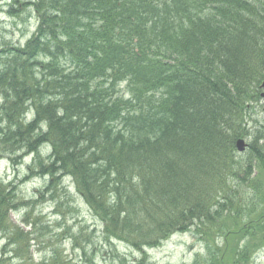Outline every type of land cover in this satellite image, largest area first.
Listing matches in <instances>:
<instances>
[{
	"label": "trees",
	"instance_id": "trees-1",
	"mask_svg": "<svg viewBox=\"0 0 264 264\" xmlns=\"http://www.w3.org/2000/svg\"><path fill=\"white\" fill-rule=\"evenodd\" d=\"M30 4L34 34L0 46V158L33 154L48 191L70 179L107 245L144 254L188 232L204 264H252L264 252V124L248 126L264 0H13L8 13ZM23 203L0 185V264L25 262L9 217Z\"/></svg>",
	"mask_w": 264,
	"mask_h": 264
},
{
	"label": "rangeland",
	"instance_id": "rangeland-1",
	"mask_svg": "<svg viewBox=\"0 0 264 264\" xmlns=\"http://www.w3.org/2000/svg\"><path fill=\"white\" fill-rule=\"evenodd\" d=\"M35 29L34 18L20 23L0 13V46L3 43L15 47L24 45ZM262 91L264 92V89ZM252 113L249 130H259L264 124V98L257 103ZM263 136L264 134L261 133L256 141L258 146L264 149ZM243 140L248 146L243 154L237 153L238 156L251 152L252 138ZM30 167L33 171H29ZM38 172L31 155H22L17 165L0 158V185L11 184L12 188L16 189L17 197L21 202H25L23 205L27 208L26 213L23 210L10 214L12 225L16 224L20 231L22 230L29 245L23 264L205 263L206 253L203 244L188 232L175 233L160 246L144 250V254L125 249L120 244H115V247L107 245L103 240L99 221L93 217L71 180L60 178L61 181L57 182L55 192L48 191L49 178ZM25 220L30 222L26 221L27 224H24ZM5 240L6 237L0 235V256ZM253 258L252 264H264V252L257 253ZM16 260L8 261L7 264H19L20 262Z\"/></svg>",
	"mask_w": 264,
	"mask_h": 264
},
{
	"label": "water",
	"instance_id": "water-1",
	"mask_svg": "<svg viewBox=\"0 0 264 264\" xmlns=\"http://www.w3.org/2000/svg\"><path fill=\"white\" fill-rule=\"evenodd\" d=\"M245 146L246 145H245L244 141H242V140H239L236 143L237 150L240 151V152L245 149Z\"/></svg>",
	"mask_w": 264,
	"mask_h": 264
}]
</instances>
